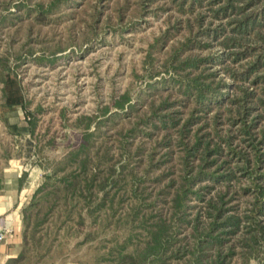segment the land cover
<instances>
[{
	"label": "trees",
	"instance_id": "1",
	"mask_svg": "<svg viewBox=\"0 0 264 264\" xmlns=\"http://www.w3.org/2000/svg\"><path fill=\"white\" fill-rule=\"evenodd\" d=\"M172 1L176 2L179 12H192L193 7L205 3L203 6L210 22L223 19L226 22H218L201 31L205 38L216 40L222 47L223 51L218 55L182 57V52L192 43L194 46L208 45L188 39L168 56L162 65L167 76L147 85L153 88L159 84L167 86L175 90L180 99L173 102L162 100L151 107V113L146 118L127 130L134 135L141 132L139 127L143 124L165 131L157 144L168 147V159L173 141L177 144L180 169L178 176L170 177L164 185L160 193L163 196L151 198L152 195L142 187L147 179L144 175L151 165L144 168L141 175L135 166H128L132 155L127 154L123 157L125 162L117 166L113 154H110L111 144L106 143L99 129L101 117H104L101 122L109 121L114 115L127 114V109L134 110V94L126 90L114 99L112 107L105 105L95 114L77 117L72 126L79 130L78 143L62 152L60 158L51 160L49 166H44L41 161L44 156L39 157L40 149L54 144L55 134L49 136L50 129L39 124L37 114L40 107L30 108L16 75L12 74L8 64L4 65L6 76L1 80L0 121L13 137V146L5 150L4 158H9L12 151L17 157H30L36 148L35 155L40 161L38 166L51 172L44 174L31 198L22 207L20 251L3 264H25L32 255L37 256L39 238L36 233L41 225L49 218L52 222H60L59 225L65 229L67 220L77 210V203L81 204L77 215L82 223L87 218L95 223L99 212L106 207L113 215L125 200L122 197L121 201L118 193L130 195L128 211L133 217L132 225L124 237L115 238L105 251L94 246L95 254L90 264H233L234 247H224L239 232L238 242L245 263L254 260L255 264H264V169L261 168L264 151L259 147L264 142V130L262 141L257 143L255 136L257 122L264 118V0ZM203 19L201 14L196 17L199 25ZM167 35L166 32L155 38L147 51L144 72L150 79L161 74L152 64L151 50L156 43L165 41ZM48 59L54 60L52 57ZM46 60L41 57L40 63ZM215 64L228 74L230 84L214 82L218 71L208 70ZM245 82L251 83L252 88L244 86ZM223 85L231 86L233 94L221 93L219 89ZM175 103L184 107L192 105L189 116L183 122L177 116L178 111L170 110ZM223 103L228 106L227 120L230 125H237L240 140L250 145L253 159L232 146L235 136L228 134L223 137L216 133L217 139L214 140L210 130L201 132L203 128H212L219 117L217 113L210 123L205 114ZM112 108L115 110L112 111ZM60 114L65 119L64 112ZM22 122L24 126H20ZM199 122L201 124L194 128ZM119 136L113 141L125 150L126 137L123 133ZM227 155L229 158H226ZM219 157L224 158L218 162ZM231 160L235 163L234 167L230 165ZM237 172L248 178V184L239 188L240 191L253 194V200L243 214L235 210V205H229L231 181L237 178ZM216 185L219 188L216 189ZM214 189L211 195L205 197ZM189 200L203 203L205 220L200 218L201 211L188 218L189 210L197 205H190ZM157 201H162L167 213L159 210L150 216L151 208ZM57 205L63 207L62 213H54ZM88 237L94 240L98 235Z\"/></svg>",
	"mask_w": 264,
	"mask_h": 264
},
{
	"label": "rangeland",
	"instance_id": "2",
	"mask_svg": "<svg viewBox=\"0 0 264 264\" xmlns=\"http://www.w3.org/2000/svg\"><path fill=\"white\" fill-rule=\"evenodd\" d=\"M204 4L193 7L192 12H179L176 2L172 0H0V104L3 86L1 80L6 76L4 65L8 64L12 74L16 75L26 101L30 102V108L34 110L40 107L37 114L39 124H43L45 129H50L49 136L55 134V143L40 149L39 157L44 156L41 160L44 166H49L51 160L60 158L62 152L78 143L79 130L72 126L77 117L95 114L105 105L112 107L114 99L128 90L131 95L134 94V110L127 109V114L122 112L114 115L109 121L101 122L104 120V117H101L99 129L102 138L104 137L108 145L111 144L110 154H113L117 166L125 162L123 157L127 154L132 155L128 166H135L141 175L144 168L151 165L144 175L147 179L142 187L152 195L151 198L163 196L160 193L164 190V185L170 177L176 178L180 169V151L177 144L173 141L171 157L168 159V147L157 144L165 131L143 124L139 127L141 132L134 135L127 130L140 119L146 118L151 113V107L157 106L162 100L173 102L180 99V95L167 86L159 84L157 88H153L147 84L159 82L162 76H167L162 65L181 43L192 39L191 41L208 44L194 46L192 43L182 52V57L218 55L223 51L216 40L205 38L201 31L207 26H215L218 22L224 24L226 20L210 22ZM198 14L204 15L200 25L196 21ZM166 32L168 35L165 41L156 43V47L151 50L152 64L161 74L150 79L144 72L147 51L155 38ZM41 57L47 60L40 63ZM51 57L54 60L48 59ZM208 71H218L214 77L215 83L230 84L231 78L220 70L218 64L212 65ZM244 86L252 88L248 82H245ZM219 90L226 95L233 94L231 86L223 85ZM189 106L175 103L170 110L178 111L177 116L183 122L190 114L192 105ZM227 108V104L223 103L221 107L206 113L210 123L217 113L219 117L212 128H203L201 132L210 130L214 140L217 139L216 133L223 137L228 134L235 136L232 146L252 158L250 145L240 140L237 125H230L227 120ZM114 110L112 108V111ZM61 111L64 112L65 119L61 118ZM200 122L194 125V128L198 127ZM21 124L20 126H24L23 122ZM262 130L264 118L258 120L255 127L257 143L262 141ZM148 132L152 134L148 135ZM120 133L126 137L124 140L127 142V151L113 141ZM171 137L174 138V135ZM12 139L0 121V174L8 161L15 159L41 170L39 185L44 174L50 173L51 170L38 166L40 161L35 155L36 148L34 155L30 157H17L16 152L12 151L11 156L5 159V150L13 146ZM259 147L264 151V142L260 143ZM222 158L224 157H219L218 162ZM226 158H229L228 155ZM234 164L231 160L230 165L234 167ZM262 167L264 169V160ZM239 173L237 172V178L231 181L229 205H235V210L243 214L250 206L253 194L240 191L239 188L248 184V178ZM215 188H219V185ZM216 189L206 193L205 197ZM118 197H125V200L113 215L109 214L110 210L106 207L107 209L99 212L98 221L95 223L89 218L83 223L80 221L77 215L80 203H77L74 215L67 220L65 229L59 225L60 222L55 223L48 218L36 233L39 238L37 256L32 255L25 264H90L95 254L94 246L105 251L115 238L124 237L132 225L133 217L128 211L131 206L130 195L118 193ZM188 203L197 204L189 210L188 218L191 219L197 211H201L200 218L205 220L201 205L203 203L196 200H189ZM62 210L63 207L57 205L54 213H62ZM159 210L167 213L162 201H157L149 215L154 216ZM241 229L243 231V228ZM95 234L98 237L94 240L87 238ZM238 235L233 236L224 247H234L232 263L255 264L254 260L245 263Z\"/></svg>",
	"mask_w": 264,
	"mask_h": 264
},
{
	"label": "crops",
	"instance_id": "3",
	"mask_svg": "<svg viewBox=\"0 0 264 264\" xmlns=\"http://www.w3.org/2000/svg\"><path fill=\"white\" fill-rule=\"evenodd\" d=\"M24 173V175H23ZM41 170L11 159L0 176V225L8 228L0 242V264L20 251L22 207L38 186Z\"/></svg>",
	"mask_w": 264,
	"mask_h": 264
},
{
	"label": "built area",
	"instance_id": "4",
	"mask_svg": "<svg viewBox=\"0 0 264 264\" xmlns=\"http://www.w3.org/2000/svg\"><path fill=\"white\" fill-rule=\"evenodd\" d=\"M8 232V228L3 225H0V242L4 240L6 233Z\"/></svg>",
	"mask_w": 264,
	"mask_h": 264
}]
</instances>
